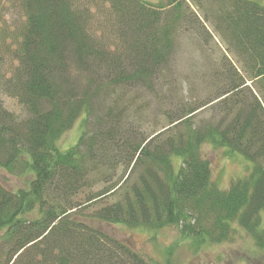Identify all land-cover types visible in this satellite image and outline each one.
Wrapping results in <instances>:
<instances>
[{"label": "trees", "instance_id": "trees-1", "mask_svg": "<svg viewBox=\"0 0 264 264\" xmlns=\"http://www.w3.org/2000/svg\"><path fill=\"white\" fill-rule=\"evenodd\" d=\"M12 1L24 21L15 30L0 29L3 53L17 63L0 92L16 99L27 117L18 120L0 101V170L25 182L16 193L0 183V264H152L99 224L153 231L172 226L202 245L226 239L237 223L263 246L255 232L264 211L263 5L211 0L215 29L228 38L241 73L223 59L210 77L223 84L218 94L139 142H118L117 125L127 111L122 94L137 88L129 86L151 89L169 63L170 26L181 17V3L167 0L175 10L161 23L162 11L142 0H99L109 4L106 29L114 33L108 36L91 28L89 9L73 0ZM6 34H13L10 43ZM206 108L209 118L195 121ZM95 114L100 129L89 133L86 124ZM80 117L78 141L59 151L56 141ZM206 143L243 157L250 173L218 189L200 152ZM122 156L130 172L142 166L137 181L120 200L83 215L120 186L79 203L73 197L89 187L91 171L114 167ZM175 157L181 163L176 170ZM168 254L165 264H171Z\"/></svg>", "mask_w": 264, "mask_h": 264}, {"label": "rangeland", "instance_id": "rangeland-1", "mask_svg": "<svg viewBox=\"0 0 264 264\" xmlns=\"http://www.w3.org/2000/svg\"><path fill=\"white\" fill-rule=\"evenodd\" d=\"M142 1L146 2L149 8L162 11L164 18L161 19V23L170 18L175 10L173 5L167 6V0ZM176 1L181 3L179 11L181 17L177 24L170 26L173 47L169 63L158 71V75L151 83V89H146L143 85L129 86L137 88L122 94L121 98L124 99L121 105L126 103L127 111L117 125L121 132V136H117L118 142H123L127 138L139 142L155 131L161 130L191 107L201 105L218 94V89H221L223 84L212 82L210 77L212 71L221 67L223 59H229L241 73L242 64L237 62L236 55L229 48L228 38L216 31L211 19V15L215 13V4H212L211 0H198V4L192 0ZM249 1L264 6V0ZM73 4L89 9L93 17L91 28L94 31H105L108 36L114 33L111 30L109 34L106 29L109 23L106 14L109 4L100 3L99 0H73ZM14 5L15 2L12 0H0V29L9 26L10 31L15 30L24 21L21 10ZM205 13L209 16L204 22ZM12 35L6 34V43L12 41L9 39ZM114 36L112 34V37ZM110 42L111 39L107 44ZM3 52L0 46V82L3 77L10 75L17 64L11 54ZM131 96L133 100L128 103ZM0 101L2 106L12 112L18 120L27 117L25 109L16 99L0 92ZM96 115H93L86 124V130L89 133L92 129H100L99 125H95ZM209 116L206 108L196 114L195 121L208 119ZM82 120V117L76 120L71 128L56 141L59 151L64 152L76 144L82 133ZM113 126L116 127V125ZM129 132L132 136H128ZM200 152L209 162L210 182L222 191L228 189L237 179L246 177L251 171L250 164L243 157L228 153L225 149L214 147L209 143L203 144ZM172 160L174 169H178L181 164L180 159L175 157ZM126 163L128 161L122 156L114 167H98L89 173V187L73 197L76 203L107 187L117 185V188L119 186L120 188L103 199L89 204L83 210V215L90 214L101 205H110L120 200L121 194L129 190L137 181L142 173V166L137 165L130 172L131 167ZM260 163L264 167V161ZM127 175H129L128 179L122 183ZM24 182L25 179L22 176L14 177L0 170V183L12 192L16 193L18 189L24 187ZM99 226L129 245L140 256L151 260L152 264H165L169 250L171 264H264V211L260 213L259 224L255 227V232L263 245L261 247L253 235L237 223L232 224L226 239L218 243L207 241L202 245L193 244L190 238L182 237L179 230L172 226L156 231L145 228L129 229L122 225L99 224Z\"/></svg>", "mask_w": 264, "mask_h": 264}]
</instances>
